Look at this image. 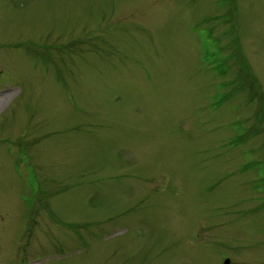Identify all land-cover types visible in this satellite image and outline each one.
Listing matches in <instances>:
<instances>
[{"label":"rangeland","instance_id":"1","mask_svg":"<svg viewBox=\"0 0 264 264\" xmlns=\"http://www.w3.org/2000/svg\"><path fill=\"white\" fill-rule=\"evenodd\" d=\"M264 264V0H0V264Z\"/></svg>","mask_w":264,"mask_h":264},{"label":"water","instance_id":"2","mask_svg":"<svg viewBox=\"0 0 264 264\" xmlns=\"http://www.w3.org/2000/svg\"><path fill=\"white\" fill-rule=\"evenodd\" d=\"M228 263H229V261H228V260H226V261H225V264H228Z\"/></svg>","mask_w":264,"mask_h":264}]
</instances>
